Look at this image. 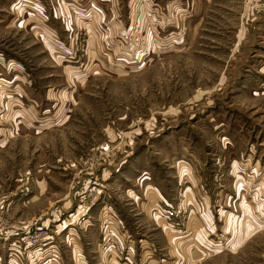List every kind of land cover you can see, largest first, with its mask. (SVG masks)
<instances>
[{
	"label": "rangeland",
	"instance_id": "rangeland-1",
	"mask_svg": "<svg viewBox=\"0 0 264 264\" xmlns=\"http://www.w3.org/2000/svg\"><path fill=\"white\" fill-rule=\"evenodd\" d=\"M70 1L0 0V264H264V0Z\"/></svg>",
	"mask_w": 264,
	"mask_h": 264
},
{
	"label": "crops",
	"instance_id": "crops-1",
	"mask_svg": "<svg viewBox=\"0 0 264 264\" xmlns=\"http://www.w3.org/2000/svg\"><path fill=\"white\" fill-rule=\"evenodd\" d=\"M63 1V5L65 6V8L66 7H68V5L67 4H71L72 2L70 1V0H62ZM77 3V2H76ZM74 14H76L75 12H73ZM69 16V15H68ZM76 17H77V15H76ZM79 20H80V17H77ZM261 21L264 23V14H261ZM83 22V21H82ZM88 24V23H87ZM68 25V24H67ZM53 30H56L55 29V27H51ZM86 28H88L87 26H86ZM68 28H67V26H66V30H67ZM64 30H65V28H64ZM68 31H70L69 29H68ZM54 32V31H53ZM264 63V62H263ZM263 63L260 65V66H262L263 65ZM262 68H264V66L262 67ZM114 223V225H115V228H114V230L112 231V234L114 235V236H118V240L120 241V242H124V240H123V237L120 235V234H118V232H117V228H119L120 226H119V222L118 221H116V222H113ZM68 234L71 232V228H69L68 229ZM69 235H72V232H71V234H69ZM182 239V238H181ZM143 240H139V243H141ZM191 247H193V245L191 246ZM197 251V250H196ZM79 252V251H78ZM98 252H100V249H98ZM126 252H127V254H128V259L127 260H129V259H132V257L134 256V253H135V250H134V247L131 245V244H128L127 246H126ZM77 255V254H76ZM80 256H81V262L80 263H78L77 262V264H85L86 262H85V258L83 257V255L82 254H80ZM96 260V259H95ZM125 261V262H122L121 264H132V263H134V260H131V262L130 261Z\"/></svg>",
	"mask_w": 264,
	"mask_h": 264
}]
</instances>
